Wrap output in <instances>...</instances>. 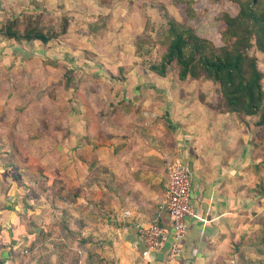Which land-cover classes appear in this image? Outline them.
Listing matches in <instances>:
<instances>
[{"label": "crops", "instance_id": "crops-1", "mask_svg": "<svg viewBox=\"0 0 264 264\" xmlns=\"http://www.w3.org/2000/svg\"><path fill=\"white\" fill-rule=\"evenodd\" d=\"M74 84L45 82L53 88L44 86L42 99L35 84H24L18 94L13 86L7 90L10 102L21 99L12 112H23L6 120L7 130L0 127L5 231L29 216L26 194L49 222L50 203L66 209L71 230L82 225L79 238L91 239L86 247L100 254L102 264H264L258 252L264 250V158L247 127L255 120L209 110L199 96L201 82ZM176 160L191 169V203L199 219L188 220L180 257L169 262L165 245L150 260L137 227L165 221L167 165Z\"/></svg>", "mask_w": 264, "mask_h": 264}, {"label": "rangeland", "instance_id": "rangeland-1", "mask_svg": "<svg viewBox=\"0 0 264 264\" xmlns=\"http://www.w3.org/2000/svg\"><path fill=\"white\" fill-rule=\"evenodd\" d=\"M185 1L0 0L1 30L12 22L21 32L36 28L55 37L46 45L39 41L17 43L4 39L0 30L1 129L7 130L3 126L9 117H19L20 112H23L11 110L10 106L18 100H8L11 93L7 94V90L11 86L18 94L23 92L24 84L26 88L35 84V88L42 93V99L48 92L44 90V86L50 82L57 83L59 79L65 80V75L77 87L80 82L87 84L89 81L180 82L175 64L169 66L164 77L151 72L150 66L158 63L160 59L154 44L156 40L162 39V35L158 36L157 31L165 28L167 17L184 23L182 12L187 7ZM257 1L264 6V0ZM34 3H38V6ZM191 7L196 15L187 24L201 38L221 46V15H235L238 6L225 0H193ZM64 25L66 31L62 34ZM258 59L264 67V57L258 55ZM46 66H56L60 71L42 72V67ZM84 70L87 74L83 73ZM184 81L194 84L198 82L190 79ZM200 82L203 89V93L199 95L201 100L207 98L209 101L214 98L217 86L211 81ZM48 88L53 86H46L47 90ZM38 101L33 99L32 102L36 104ZM256 119L253 117L251 121ZM0 133L3 132L0 130ZM2 136L1 134L0 141ZM47 209L54 216V205L50 203ZM33 230L36 232L33 240H26L7 231L11 235L10 242L15 245V250H7L9 244H0V264H74L73 259L78 256L80 249L75 242L68 248L64 246L63 233L55 223V217L48 222L43 233L38 224L33 226ZM0 231L5 241H8L5 229L0 226ZM261 237L264 239V235ZM259 254L264 255V250H260ZM95 262H103L98 253Z\"/></svg>", "mask_w": 264, "mask_h": 264}, {"label": "trees", "instance_id": "trees-1", "mask_svg": "<svg viewBox=\"0 0 264 264\" xmlns=\"http://www.w3.org/2000/svg\"><path fill=\"white\" fill-rule=\"evenodd\" d=\"M225 1L236 4L238 11L235 15L228 13L221 15L219 29L220 39L223 42L221 46L201 38L194 28L187 24L188 21H192L196 12L191 7L193 0H186L187 7L182 12L184 23L167 17L165 28L157 31L158 36L162 35V39L156 40L154 44L160 59L158 63L150 66V71L164 77L169 66L175 64L181 81L186 79L198 82L211 81L217 86V92L209 101L203 100L206 107L215 113L236 115L243 122L245 117L257 118L255 122L247 123V127L253 134L254 147L259 150V156L264 158V67L257 56V54L264 55V6L259 1L253 4L252 0ZM34 4L38 6V3ZM65 31L66 25L62 27L61 33ZM1 34L4 39L14 40L17 43L39 41L42 45L48 44L55 38L36 28L21 32L12 22L2 28ZM69 72L68 70L67 73ZM71 83L72 80L65 75L66 87ZM7 157V161L14 167L12 156L7 155ZM22 200L29 216L26 218L25 215V223L17 219V228L12 233L26 240H33L36 237L33 226L38 224L42 227L43 233L49 221L42 218L41 209L27 202L26 194L22 196ZM54 209L59 212L58 216L52 215V217H55V223L63 233L64 246L68 248L78 238L80 251L73 259L74 264H95L96 253L92 247H86L87 243L92 242L91 239L79 238L82 225L76 233L70 228L69 212L66 209L55 207ZM35 215L40 217L37 222L33 219ZM7 235L10 242L11 235L9 233ZM261 240L264 241L263 238ZM6 249L14 251L15 245L10 242Z\"/></svg>", "mask_w": 264, "mask_h": 264}, {"label": "built area", "instance_id": "built-area-1", "mask_svg": "<svg viewBox=\"0 0 264 264\" xmlns=\"http://www.w3.org/2000/svg\"><path fill=\"white\" fill-rule=\"evenodd\" d=\"M167 184L161 203L165 212V221L156 220L137 227V237L150 260L154 253L168 246L167 259L175 261L182 253V242L186 237L188 220H198L191 203V169L181 161H172L167 165ZM129 213L126 212V215ZM165 224V225H162ZM0 233V244H9Z\"/></svg>", "mask_w": 264, "mask_h": 264}, {"label": "water", "instance_id": "water-1", "mask_svg": "<svg viewBox=\"0 0 264 264\" xmlns=\"http://www.w3.org/2000/svg\"><path fill=\"white\" fill-rule=\"evenodd\" d=\"M256 1H257V0H252L253 4H255V3H256Z\"/></svg>", "mask_w": 264, "mask_h": 264}]
</instances>
